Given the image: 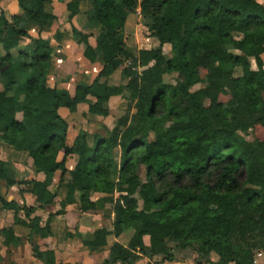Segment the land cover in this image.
I'll list each match as a JSON object with an SVG mask.
<instances>
[{
  "label": "trees",
  "instance_id": "trees-1",
  "mask_svg": "<svg viewBox=\"0 0 264 264\" xmlns=\"http://www.w3.org/2000/svg\"><path fill=\"white\" fill-rule=\"evenodd\" d=\"M82 1L88 26L98 28L94 45L91 34L74 23ZM9 5L17 11L7 14ZM49 5L50 0H0V142L14 150L12 159L0 158V182L23 185L19 193H31L37 203L19 205L0 193V208L13 211L14 224L42 239L54 234L52 222L67 204L78 203L81 213L106 212L110 204V227L95 229L90 239L76 231L62 237L77 236L81 247L98 249L108 235L133 233L126 245L111 244L104 259L85 257L81 264H135L155 256L171 262L172 243L204 262L255 264L258 252L264 253V0H68L60 15ZM137 8L159 42L154 48L137 49L125 40V21ZM65 12L70 31L60 21ZM51 21L58 23L51 38L29 34ZM62 36L100 65L90 83L75 82L72 91L47 84L53 42ZM120 68L124 83L110 85L107 78ZM171 73L178 79L165 83ZM126 95L132 109L112 128L81 130L68 143L60 108L75 113L82 107L85 118H105L110 102ZM240 132L247 138H239ZM22 153L23 163L14 160ZM72 156L77 159L69 169ZM140 164L145 181L138 176ZM17 169L27 177L11 178ZM56 172L59 181L52 182ZM95 193L104 196L92 200ZM56 203L60 208L43 224L31 217ZM0 237L5 254L25 241L12 226L1 227ZM31 245L43 264H70L56 261L53 246Z\"/></svg>",
  "mask_w": 264,
  "mask_h": 264
},
{
  "label": "crops",
  "instance_id": "crops-1",
  "mask_svg": "<svg viewBox=\"0 0 264 264\" xmlns=\"http://www.w3.org/2000/svg\"><path fill=\"white\" fill-rule=\"evenodd\" d=\"M67 1L68 0H64L63 2H60L58 0H50L49 9H51L54 14L60 15L65 10V3ZM259 1L262 2V0ZM86 8H87V2L82 1L80 3V12L74 17V23L83 32L91 34L89 37V42L91 45H94L95 37L98 33V28L88 26L84 13ZM57 27H58L57 21H51L48 28L39 32L38 28L34 26L30 29L29 34L32 37H37L38 35H40L42 38H51L54 32L56 31ZM140 27L141 29L146 31V33L149 34L147 28L140 21L139 10L136 9V11L128 15L125 21L124 36L127 44L136 47L137 49H149L158 46L159 45L158 40L152 36L149 37L150 42L148 44L146 42L148 46H144L145 43H140L138 36H136L138 29ZM28 41L29 40L22 41L21 44H26L28 43ZM53 44L55 48L54 51L55 53H54V58L51 61L49 67L48 78H47V84L50 87L56 85L57 88L67 89L72 91L73 88L71 89L70 87L73 86V83L81 80L90 83L93 80V78L96 76L97 72L100 69V65L98 63H90L88 60H86V58H84V56L82 55L81 45L75 44L68 36H62L60 41L58 42L55 41L53 42ZM162 48L164 53H168L171 47L168 43H165L163 44ZM261 57L264 63V53H262ZM248 59L251 68L256 69L254 58L249 57ZM71 61L74 62L75 67L72 73L68 74V72L66 73V70L63 69L61 66L64 62H71ZM120 71L121 68L116 70L112 75H110L107 78V82L110 85H119L124 83ZM0 89H1V84H0ZM111 108L112 107L110 105V112H111ZM59 113L68 122V135H67L68 143H71L74 137L81 130L87 132L88 134H92L93 132H96L100 129V125H105L107 128H110L106 122L107 118L110 116V113L105 118H101L96 115H88V117L86 118L84 117V119L87 121V124L89 125L88 129L83 128L80 123H77L79 111L75 113H70L66 108H60ZM90 125H91V129H90ZM13 153H14L13 148L0 142V158H2V156H7L8 158L12 159ZM24 155L25 154L22 153L16 159L14 158V160L23 163L25 157ZM76 159L77 158L75 156L70 157L66 163V166L69 169H71L74 166ZM25 177H27V173L22 169H17L16 171H14V173L11 174V178L15 179L16 181L22 180ZM36 177L37 179L40 180L44 179V175L41 173H39ZM59 178H60V173L56 172L52 178V182H58ZM66 183H67V179L64 178L63 182L61 183V187L59 189V196L61 198H64L66 195L67 192L65 187ZM23 188L24 186L20 184L7 186L4 182L2 181L0 182V193L7 200H15V202H17L19 205H21L24 202L28 206H37V203H35L34 200V196L31 193L24 192L23 195L19 193L20 189ZM103 196L104 194L102 193H95L92 197V200H95ZM115 196H117V194H115ZM140 204L141 203L139 202V205ZM59 208H60L59 204L56 203L54 206L45 209H36V211L31 215V217L35 215L39 216L41 218V224H43L49 212L53 213ZM105 208H106V212H104L103 210H92V211H87L85 213H81L78 210V203L67 204L65 209L66 213L57 216L52 222L54 234L52 236L42 239H36L34 236L30 235V232L27 228L21 225L14 224L13 211L3 210L0 208V228L12 226L16 232L20 233L25 238V241L22 245L9 248L10 259L17 260L19 259L17 258V255L18 256L25 255L26 257H28L27 260L28 264H43L41 261L33 257L31 243H36L39 245L47 244L53 246L55 248V257L57 262L62 261L61 255L66 254V252H68L67 257L65 260H63V262H68L70 264H81L82 259L85 257L95 262H98L99 259H104L108 254L111 244L117 241L123 245H126L133 232L129 233V238L123 237L126 231H124L117 238H115L113 235H108L106 238L107 244L104 247L98 249H86L81 247L82 246L81 241L77 236L72 238L71 237L63 238L62 236L66 231H70L72 233L76 231L90 239L92 238L95 229L103 226L110 227L113 219V212L110 204H106ZM18 216L26 219L23 211H20L18 213ZM2 240L3 238L0 237V243H2ZM144 242L146 244L148 243L147 237H144ZM174 252L175 250L173 251V254ZM5 255L6 254L4 249H0V256L5 257ZM156 257L159 256H155L152 259H155ZM143 258L148 259L147 257H143ZM160 259L161 257H159V261ZM174 261H175V254L173 261L171 262L164 261L161 262V264H174L175 263Z\"/></svg>",
  "mask_w": 264,
  "mask_h": 264
},
{
  "label": "rangeland",
  "instance_id": "rangeland-1",
  "mask_svg": "<svg viewBox=\"0 0 264 264\" xmlns=\"http://www.w3.org/2000/svg\"><path fill=\"white\" fill-rule=\"evenodd\" d=\"M17 11V8L13 5H9L8 7H6V12L7 14H12L14 12ZM66 15L67 13L65 12L63 14V16L61 17L60 21L62 22V26H64V29H67L68 31H70V27L68 25V22H67V19H66ZM136 36H138V39L140 41V43H145L144 46H148L147 44L150 42V38L151 37L148 33H146V31H144L143 29H141V27L138 29V32L136 34ZM147 42V44H146ZM82 47V46H81ZM63 69L66 70V73L68 72V74H71L74 67H75V64L73 61L71 62H64L61 66ZM178 79L177 77V74L176 73H171V74H166L163 78L164 82L165 83H169V84H174L176 82V80ZM71 89L73 88V86L70 87ZM129 99H127V95L126 96H123V98H115L111 101V112H110V116L107 118V124L110 128H112L114 126V123L115 121L123 116L127 110H130L131 111V106L132 105H129ZM85 107V106H83ZM106 120V119H105ZM77 123H80L81 126L85 129H88L89 128V125L87 124V121L84 119V117L82 116V107H80V110H79V115H78V119H77ZM101 126V125H100ZM166 126V125H164ZM90 129H91V125H90ZM153 137V134L150 133V138ZM238 137L239 138H247V135L246 133H238ZM115 157L116 159L118 160L119 159V150L117 149L115 151ZM138 176L139 178L142 180V181H145V167L144 165L140 164L139 165V169H138ZM243 178V175H241V179ZM141 203V202H140ZM66 220V219H64ZM133 230H128L124 233V238L128 237L129 238V233H132ZM171 247L172 249L175 250L174 254H175V263L174 264H212V263H209V262H204L203 259H197V256L196 254L191 251V250H188V251H181L180 249H177L175 248V244H171ZM173 250V251H174ZM67 253L66 254H62L61 255V260H65L66 257H67ZM17 260H12L10 259V254L7 253L5 255V257H1L0 256V264H28L27 260H28V257H26L25 255L24 256H18L17 255ZM76 258V257H75ZM78 258V257H77ZM140 260H138L136 262V264H161V262L159 261V257H156L155 259H145L143 257H140L139 258ZM217 259V256L215 254H212L211 255V260L212 261H215ZM197 260V261H196ZM76 261V260H75ZM74 261V263H75ZM211 261V262H212ZM257 264H264V253L262 254V256L260 257H257Z\"/></svg>",
  "mask_w": 264,
  "mask_h": 264
},
{
  "label": "built area",
  "instance_id": "built-area-1",
  "mask_svg": "<svg viewBox=\"0 0 264 264\" xmlns=\"http://www.w3.org/2000/svg\"><path fill=\"white\" fill-rule=\"evenodd\" d=\"M137 2H140V0H137ZM137 10H139V8H137ZM139 12H140V11H139ZM262 254H263L262 252H258V254H257L256 257H258V256H260V255H262ZM254 263L257 264V258H255Z\"/></svg>",
  "mask_w": 264,
  "mask_h": 264
}]
</instances>
